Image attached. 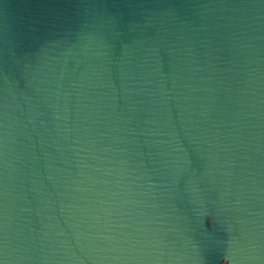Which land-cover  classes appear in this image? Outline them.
<instances>
[{"label": "water", "instance_id": "95a60500", "mask_svg": "<svg viewBox=\"0 0 264 264\" xmlns=\"http://www.w3.org/2000/svg\"><path fill=\"white\" fill-rule=\"evenodd\" d=\"M0 264H264V0H0Z\"/></svg>", "mask_w": 264, "mask_h": 264}]
</instances>
